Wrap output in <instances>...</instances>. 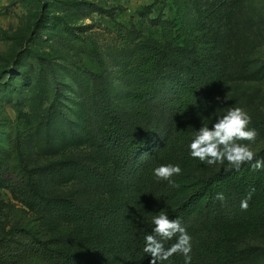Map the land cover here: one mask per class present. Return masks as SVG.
<instances>
[{
    "label": "trees",
    "instance_id": "16d2710c",
    "mask_svg": "<svg viewBox=\"0 0 264 264\" xmlns=\"http://www.w3.org/2000/svg\"><path fill=\"white\" fill-rule=\"evenodd\" d=\"M173 4L169 14L135 25L132 36L120 34L122 50L129 53L118 76L117 86L123 90L114 96L107 88L108 94L99 90L91 97L96 123L85 127L92 139L86 146L89 157L34 166L23 153L16 156L22 148L15 143L7 150L0 147V187L11 184L27 206L63 222L115 229L120 226L116 223L120 212L113 223L108 218L119 207L91 203L98 196L128 189L129 197L138 196L140 209L129 202L131 210L126 209L135 221L131 215L121 228L131 226L127 247L135 264H149L143 236L152 232L151 218L161 211L170 219L179 218L192 237L191 264L223 262V257L212 255L215 235L207 228L223 217L241 229L264 224V168L244 164L239 171L231 166L212 169L191 158L188 144L195 130L214 123L208 117L211 93L229 78L257 72L248 61H235L233 53L237 36L254 24L248 21L242 0H173ZM96 79L104 84L107 76ZM167 80L170 86L164 89L161 84ZM153 108L164 113L163 128L156 134L150 129ZM256 159L264 158L258 153ZM160 164L181 167L182 174L173 177L178 187L153 175ZM41 177L54 184L80 183L83 188L71 197H51L40 190ZM218 192L224 193L223 202L215 199ZM249 193V206L243 211L240 202ZM72 232L54 230L41 219L32 226L18 220L10 226V236L0 238V264H81L79 235ZM163 243L168 248L175 237ZM157 264H184V257L175 254Z\"/></svg>",
    "mask_w": 264,
    "mask_h": 264
},
{
    "label": "rangeland",
    "instance_id": "374dc122",
    "mask_svg": "<svg viewBox=\"0 0 264 264\" xmlns=\"http://www.w3.org/2000/svg\"><path fill=\"white\" fill-rule=\"evenodd\" d=\"M173 6V0H0V147L7 150L15 143L22 148H15L16 156L23 153L34 166L87 159L92 139L85 127L96 123L91 97L99 90L108 94L107 88L114 96L123 90L117 86L118 76L129 53L122 50L120 34L132 36L135 25L169 14ZM242 6L254 27L237 36L233 53L235 61H248L258 73L249 70L247 77L229 78L217 87L208 101V117L215 122L230 106L245 109L257 137L241 143L264 158V0H242ZM101 74L107 76L104 84L96 79ZM161 85L167 88L170 80ZM163 114L153 108V134L162 130ZM54 146L59 149L48 152ZM228 166L225 162L210 168ZM39 188L65 198L83 187L41 177ZM128 195V189H118L91 199L97 207H119L108 218L111 224L120 212L115 229L63 222L27 206L11 184L0 187V238L10 236V226L18 220L32 226L41 219L54 230L78 233L81 264H135L127 247L131 226L121 227L131 215L135 221L128 203L136 210L140 206L138 196ZM207 229L215 235L212 255L223 257V262L208 264H264V224L241 229L223 217Z\"/></svg>",
    "mask_w": 264,
    "mask_h": 264
},
{
    "label": "clouds",
    "instance_id": "9594fccd",
    "mask_svg": "<svg viewBox=\"0 0 264 264\" xmlns=\"http://www.w3.org/2000/svg\"><path fill=\"white\" fill-rule=\"evenodd\" d=\"M216 99L221 103L224 102V98ZM250 124L251 116L245 109L238 106L228 107L226 113L218 116L211 127L200 126L194 131L193 138L188 144L191 158L198 159L208 166L227 162L234 171H239L244 164H249L254 170L264 168V159H256L257 153L251 150L249 144L241 143V141L254 142L257 137L256 130L250 128ZM181 174L182 169L178 164H160L153 169V175L157 179L167 181L173 187L179 186L173 177ZM215 199L223 202L224 193L218 192ZM250 199L251 193L241 200V210L248 209ZM151 224L152 232L143 236V252L151 257L149 264L169 260L175 254L184 257V264H191L192 237L182 226L180 219H170L161 211L152 216ZM174 237L175 243L165 248L163 242Z\"/></svg>",
    "mask_w": 264,
    "mask_h": 264
}]
</instances>
